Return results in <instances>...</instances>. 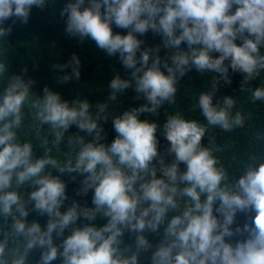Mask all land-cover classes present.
Segmentation results:
<instances>
[{
	"label": "clouds",
	"instance_id": "obj_1",
	"mask_svg": "<svg viewBox=\"0 0 264 264\" xmlns=\"http://www.w3.org/2000/svg\"><path fill=\"white\" fill-rule=\"evenodd\" d=\"M44 4L45 0H0V37L10 34L17 23H27L32 8ZM60 15L66 16V33L91 39L110 57L118 53L124 68L130 70V78L117 75L111 80L109 99L115 100L117 93L131 87L147 103L115 117L117 135L105 144L99 120L106 119L101 116L106 105L94 116L87 100L70 106L46 87L43 100L32 107L38 109L40 123L51 126L55 143L72 125L92 137L87 143L80 137L74 162L70 157L61 164L47 153L34 159L32 144L18 139L16 129L22 123L29 89L21 77L12 78L0 94V213L5 217L19 213L13 229L27 243L11 264H25L34 247L42 250L39 264H51L58 257L62 264H138L140 255L152 248L144 233L157 232L165 222L164 238L152 252L151 264H264V163L249 166L232 185L222 186L225 171L217 167L212 150L201 145L206 125L180 113L169 116L164 135L170 142L168 154L175 159L166 164L158 151L157 124L139 118L171 102L177 81L192 68L221 74L225 83H231L229 68L243 73L244 83L255 79L264 69L260 53L264 0H68ZM9 19L12 23L5 26ZM113 25L127 33L114 34ZM149 30L161 36L165 49H175L170 57L160 56V45L142 47L145 41L138 37ZM182 43L187 49L181 48ZM58 67L70 68L75 78L80 76L75 54ZM4 71L0 63V73ZM252 97L264 99V88H256ZM198 104L208 126L231 130L243 125L239 112L230 113L231 97H225L221 107L213 105L211 92L203 93ZM181 163L185 165L182 172ZM49 165L61 174L84 175L77 195L94 190L93 207L72 201L62 212L68 199L66 184L59 176L42 175ZM26 183L35 189L28 197L33 210L48 216L43 230L39 223L25 222L28 209L15 189ZM180 184L185 187L179 188ZM177 196L188 198L183 207ZM246 210L255 211L254 226L233 229L237 212ZM172 211L178 214L169 219ZM98 215L107 223L73 227L81 217L92 222ZM66 229H71L70 234L55 244L53 234L62 237ZM125 232L135 238L121 249ZM237 234L244 239L235 245L226 241ZM5 248L6 243H0V264H5Z\"/></svg>",
	"mask_w": 264,
	"mask_h": 264
},
{
	"label": "trees",
	"instance_id": "obj_2",
	"mask_svg": "<svg viewBox=\"0 0 264 264\" xmlns=\"http://www.w3.org/2000/svg\"><path fill=\"white\" fill-rule=\"evenodd\" d=\"M67 2L68 0H45L43 7L34 6L32 8L27 23H17L10 34L0 37V63L5 65V71L0 73V94L15 76L21 77L28 84L29 89L28 101L22 108V123L16 129L17 137L22 143L32 144L34 159L43 158L47 153L61 164L70 157L74 162V157L80 149V137L84 138L85 143L90 142L92 137L85 131L79 130L76 125H72L64 133L62 140L58 144L55 143L56 137L51 126L41 124L36 118L38 109L32 107L33 102L43 100L46 87L49 91L59 94L62 101H68L70 106L77 100H87L90 105L89 111L94 116L100 106L106 105L104 112L101 113V116L106 119L99 120L106 134L104 140L101 141L105 144H110L117 135L113 127L115 117L147 103L142 95L138 96L131 87L117 93L115 100L109 99L111 80L117 75L122 79L130 78V70L124 68L118 53L110 57L91 39L81 40L79 37H72L66 33V16L62 17L60 12ZM11 23L12 20L9 19L5 26ZM112 27L114 34L127 33V30L117 28L115 25ZM138 38L145 41L142 47L160 45L162 58L166 55L170 57L175 52V49H165L161 36L154 34L151 30ZM236 42L241 43L240 40ZM181 48L187 49V45L182 43ZM260 53L264 55V47L260 49ZM73 54L77 55L80 60L79 78L71 74L70 68L58 67L67 64ZM228 75L231 83H225L221 74L210 71L200 72L192 68L177 81L175 85L177 91L171 102L165 101L155 114L142 113L139 117L141 120L157 124L158 151L164 156L166 164L175 159L174 154H168L170 142L164 135V125L169 116L180 113L185 119L196 120L206 125L207 131L202 138L201 145L212 150L218 161L217 167L225 171L227 179L222 182V186L232 185L249 166L256 167L264 163V99L254 100L252 97L256 88H264V69H260L256 78L247 83H244L243 73L233 72L229 68ZM209 92L212 93L214 106L222 107L224 98L231 97L234 105L230 113L235 116L239 112L243 118V125L231 130L208 126L207 121L201 115L198 101L201 94ZM179 167L181 172L185 170L184 164L181 163ZM48 174L59 176L66 184L65 191L68 199L61 207L62 212L72 201L78 202L81 206L93 207L94 190L90 189L87 195H77L84 175L75 172L61 174L51 165L46 166L42 173V175ZM157 176H160L159 172ZM13 187L15 188V184ZM183 187L185 185H179V188ZM15 190L28 209L29 214L24 218L26 224L39 223L43 230L46 227L48 216L33 210V203L28 200L30 193L35 190L34 187L26 183ZM201 199L203 200L204 197L202 196ZM177 200L183 207L188 198L177 196ZM176 214L178 213L172 211L168 218ZM255 215L254 210L238 211L232 225L233 229L242 228L245 224L254 226L252 220ZM15 219H20L18 212L14 211L13 215L8 217L0 213V243H6L5 254L2 258L5 264H11L14 258L22 255L27 243L23 235L15 233L13 229ZM85 223H93L99 227L107 223V218H101L98 215L95 221L88 222L81 217L73 227H82ZM165 227L166 222L160 225L157 232L146 231L144 233L152 248L140 255L138 264H151L152 252L163 240ZM70 232L71 229H66L62 237H56L54 233V243L61 244ZM134 238V235L125 232L121 249L132 245ZM241 239H244V236L237 234L230 239L226 238V241L235 245L236 241ZM41 251L39 247L29 250L25 264H39ZM51 264H62V258L58 257Z\"/></svg>",
	"mask_w": 264,
	"mask_h": 264
}]
</instances>
